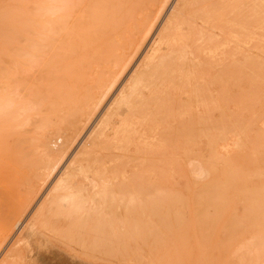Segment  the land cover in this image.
Wrapping results in <instances>:
<instances>
[{
	"label": "rangeland",
	"instance_id": "1",
	"mask_svg": "<svg viewBox=\"0 0 264 264\" xmlns=\"http://www.w3.org/2000/svg\"><path fill=\"white\" fill-rule=\"evenodd\" d=\"M173 2L108 99L51 162L40 154L42 127L47 120L69 123L71 105L58 93H80L93 69H81L74 58L37 70L23 63L20 22L29 3L0 0V264H246L247 255L254 264L255 244L264 240L263 30L245 44L232 38L237 34L185 35L198 39L181 46L187 60L169 97L175 113L153 112L136 153L121 164L109 152L106 159L105 152L80 159L124 85L142 69ZM125 118L119 115L116 125ZM59 135L47 142L53 152L63 144ZM173 135L177 177L158 181L151 169ZM197 168L204 175L192 172ZM61 180L64 187L55 191ZM72 193L67 202L55 199Z\"/></svg>",
	"mask_w": 264,
	"mask_h": 264
},
{
	"label": "bare ground",
	"instance_id": "2",
	"mask_svg": "<svg viewBox=\"0 0 264 264\" xmlns=\"http://www.w3.org/2000/svg\"><path fill=\"white\" fill-rule=\"evenodd\" d=\"M23 2L29 3L28 11L22 10L23 15L20 22L21 44L19 49L23 61L20 60L23 63L30 62L37 70L41 65H63L67 58H74L77 62L76 65H80L81 69H93V77L90 82L85 83L80 93H58L71 105L72 118L69 123L64 124L61 119L60 122L56 121L52 124L47 120L42 127L40 154L52 162L63 154L69 143L77 138L90 120L95 106L100 105L118 84L131 63L132 55L137 53L149 38L169 0H23ZM258 30L264 31V0H175L171 12L167 15L159 33L157 32L155 45L147 56L142 69L132 74L124 85L115 99V107L111 106L112 108L107 112L103 127L93 135L91 143L87 142L90 145L80 152V159L86 161L90 157L101 155L104 152L105 155H103L106 159V152H109L107 155L112 154L114 157L113 154H115L117 160L115 163L121 164V162L129 160L135 152L134 147H136L138 137L149 128V119L153 112L175 113L173 106L170 107L169 97L173 95L174 82L183 76L181 67L187 60V55L182 51L181 46L185 47L193 40L198 39L191 36L185 37V35L237 34L241 37L232 38L245 44L258 40V37L248 36L256 35ZM203 40L207 41L209 37H204ZM227 62H223V64ZM232 62L238 63V60ZM41 73L42 71H39L38 78L42 76ZM9 80H11L10 77ZM52 92L55 93L57 90ZM2 109L3 107L0 106V111ZM123 114L126 115V118L116 125L118 116ZM56 133L60 134L57 139L63 144L58 152H53L47 142ZM171 139L166 148L165 146L161 147L156 158V165L151 169V172L159 174L158 181L165 174L173 178L177 177V145L174 135ZM24 161L26 160L24 159ZM78 162L81 161L78 159ZM108 169L107 171H109ZM192 172L204 175L205 170L197 168ZM158 181L156 187L154 186L155 194L159 191ZM63 183L66 182L61 180L55 191L62 189ZM93 185L99 186L96 182ZM73 194H80V192L64 196L56 194L55 199H58V202L72 200ZM134 200L133 197L129 201L132 203ZM86 203L87 200L85 205ZM71 206L76 207L74 209L78 212L81 203L73 202ZM142 208L144 209L143 206ZM32 231L30 237L34 239L36 245L37 235L34 232V227ZM14 250L17 251V249ZM253 252L256 254L254 264H260L264 252L263 239L255 244ZM250 258L249 255L243 257L246 264L253 263ZM10 259H12L11 256ZM10 259H6V261Z\"/></svg>",
	"mask_w": 264,
	"mask_h": 264
}]
</instances>
